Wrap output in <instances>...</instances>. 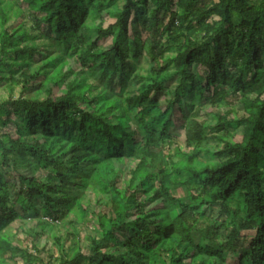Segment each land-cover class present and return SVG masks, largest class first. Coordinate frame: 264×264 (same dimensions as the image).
I'll list each match as a JSON object with an SVG mask.
<instances>
[{
    "label": "trees",
    "instance_id": "1",
    "mask_svg": "<svg viewBox=\"0 0 264 264\" xmlns=\"http://www.w3.org/2000/svg\"><path fill=\"white\" fill-rule=\"evenodd\" d=\"M263 56L264 0H0V264H264Z\"/></svg>",
    "mask_w": 264,
    "mask_h": 264
},
{
    "label": "rangeland",
    "instance_id": "2",
    "mask_svg": "<svg viewBox=\"0 0 264 264\" xmlns=\"http://www.w3.org/2000/svg\"><path fill=\"white\" fill-rule=\"evenodd\" d=\"M110 21H112V20H110ZM110 21H106L105 23L107 24ZM141 35H142V37L144 36L143 33ZM109 45L110 44H109V39L108 38L101 39L99 41V46L102 47V48L108 49V48H110ZM40 58H42V55L41 54L35 56L34 57V61H38V59H40ZM263 58H264V56H263ZM133 65H134V70L135 71L140 72V73H145L146 70H147V66H148V64H147V58L142 53L141 55H139L137 61H135L133 63ZM135 85H136V80L135 79H131L126 84V87H127L126 89L132 91ZM17 94H18V88H16L14 90L13 97H16ZM6 97H7V95H6V91H5L0 96V99H5ZM14 118H15V116L13 117V119ZM175 120L176 121L174 122V126L170 128L171 139L177 144V146L181 150L185 151L187 148H185V146H184L183 130L182 129H179L178 124H179L180 121L178 122L177 119H175ZM85 196L87 197L88 200H90L92 202L94 201V196H93V194H92L91 191H87L85 193ZM89 214H90V211H89ZM89 214H88V220H92L93 221V219H94L93 215H89ZM35 223H36L35 220H28V221L26 220L25 222L15 221L9 227L10 229L7 231V234L8 235L10 234L11 236L13 234H15L14 238H16V240L18 239L19 240V243L18 244L21 247H23V246H25V242L23 240L24 239H27L26 231L29 230V229H31V228H33L34 225H35ZM84 225L85 224H83V228H82L83 230L80 231V233H81V240L82 241H83L84 236L89 233V231L85 228ZM56 231H58V229L55 228V230L52 231V233L53 232H56ZM59 232H62V233L64 232L63 227L59 228ZM49 233H50V229H49V227H47L46 230L44 232H42L40 234V236H38L37 241H36L37 242L36 244H37L38 248H41L42 246H44L45 249H46V251H50V249H51L53 252H55V249H54V247H53V245L51 243L52 242V239L50 237V235L52 233H50V234ZM48 234H49V236H48ZM45 242H46V244H45ZM44 255H45L44 253L41 254L42 257H44ZM19 264H20V262H19Z\"/></svg>",
    "mask_w": 264,
    "mask_h": 264
}]
</instances>
